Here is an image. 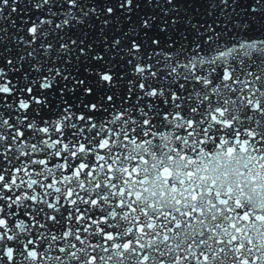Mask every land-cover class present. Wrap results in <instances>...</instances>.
Instances as JSON below:
<instances>
[{
    "label": "snow or ice",
    "instance_id": "1",
    "mask_svg": "<svg viewBox=\"0 0 264 264\" xmlns=\"http://www.w3.org/2000/svg\"><path fill=\"white\" fill-rule=\"evenodd\" d=\"M257 27L264 0H0V264H264Z\"/></svg>",
    "mask_w": 264,
    "mask_h": 264
},
{
    "label": "water",
    "instance_id": "2",
    "mask_svg": "<svg viewBox=\"0 0 264 264\" xmlns=\"http://www.w3.org/2000/svg\"><path fill=\"white\" fill-rule=\"evenodd\" d=\"M19 7L21 9L23 8H30V5L27 4H20ZM156 7H159V5H156L155 7L151 4L149 5H142L141 9L138 10V12L136 13V15H141L144 12H151V11H155ZM195 9L197 12H204L207 9L206 6L201 5V4H191L189 3L187 6L181 4L179 6L178 9H176L175 11H178L181 15H189V9ZM7 11V10H6ZM23 16L24 12H19V13H12L11 17L8 20H5L3 22V26L7 29V34L5 35V43L8 44V47L11 48L12 46V41H11V36L13 34H15V29H13L11 27V21L12 20H16L17 23H19L20 21L17 20V16ZM201 19H206L207 17L201 16ZM249 19H251V17H249ZM100 25L98 23L93 24V23H88L86 27H84L83 31L85 33V35L89 38L94 40L97 43V46L99 47V44L102 42L101 40V36L98 32ZM124 29V24L123 22L117 27V30H123ZM105 32L110 33L112 35H115V31L109 27L105 29ZM250 36L256 37V36H264V32L261 31V29L259 27L256 28V30L252 33H249ZM227 38V37H225Z\"/></svg>",
    "mask_w": 264,
    "mask_h": 264
}]
</instances>
